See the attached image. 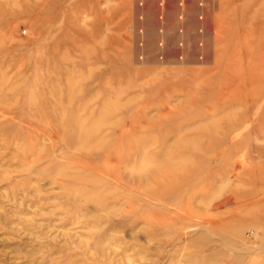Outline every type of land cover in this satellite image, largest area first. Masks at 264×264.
Listing matches in <instances>:
<instances>
[{"label": "rangeland", "instance_id": "obj_1", "mask_svg": "<svg viewBox=\"0 0 264 264\" xmlns=\"http://www.w3.org/2000/svg\"><path fill=\"white\" fill-rule=\"evenodd\" d=\"M263 246L264 0H0V264Z\"/></svg>", "mask_w": 264, "mask_h": 264}, {"label": "bare ground", "instance_id": "obj_2", "mask_svg": "<svg viewBox=\"0 0 264 264\" xmlns=\"http://www.w3.org/2000/svg\"><path fill=\"white\" fill-rule=\"evenodd\" d=\"M23 66V65H22ZM261 70H263V69H261ZM259 72V71H258ZM255 73V72H254ZM70 95V94H69ZM179 136V135H178ZM174 138H175V136H174ZM233 139V138H232ZM235 170V169H234ZM237 222V221H236ZM226 224V223H225ZM231 227V226H230ZM239 229H241L240 227H239ZM236 230H237V228H236ZM242 233V232H241ZM264 247V246H263Z\"/></svg>", "mask_w": 264, "mask_h": 264}]
</instances>
